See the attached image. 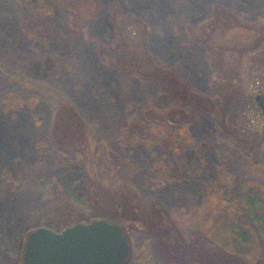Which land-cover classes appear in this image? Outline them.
I'll use <instances>...</instances> for the list:
<instances>
[{"label":"rangeland","instance_id":"374dc122","mask_svg":"<svg viewBox=\"0 0 264 264\" xmlns=\"http://www.w3.org/2000/svg\"><path fill=\"white\" fill-rule=\"evenodd\" d=\"M215 4L230 9L249 27L228 29L210 44L223 46V65L234 70L233 85L242 95L234 117L196 112L191 124L193 143L178 157L170 142L158 137L151 146L110 147L121 163L105 177L98 165L58 153L49 145L52 108L46 97L27 108L6 110L2 104L19 77L24 83L35 82L36 87L44 83L66 96L87 120L94 146L108 145V135L130 123V115L139 110L165 116L166 109L175 106L169 105L157 86L128 79L105 62L119 37L129 33L126 27L134 23L130 17L153 30L148 43L152 57L165 63L194 94L219 105L220 101L210 98L218 78L208 51L187 40L188 32L209 18ZM261 19L264 0H0V264L23 259L30 219L49 205L68 202L82 214L92 215L93 177L108 193L106 203L115 190L127 187L132 195L143 197L137 201L145 214L128 215L140 224L129 223L124 229L131 247L125 264H139L143 247L148 248L143 264H235L176 221L185 208L203 204L209 188L243 200L239 185L249 177L246 163L253 156L256 139H264L263 104L255 108L252 100L262 91L255 83L259 79L253 78L261 67L244 53L254 47L253 28ZM132 41L142 44V36ZM100 48L106 50L104 58L98 55ZM48 55L53 63L47 61ZM162 164L172 179L154 173ZM161 208L163 216L158 213ZM69 219L72 222L75 217ZM56 222L62 227L61 218Z\"/></svg>","mask_w":264,"mask_h":264},{"label":"trees","instance_id":"16d2710c","mask_svg":"<svg viewBox=\"0 0 264 264\" xmlns=\"http://www.w3.org/2000/svg\"><path fill=\"white\" fill-rule=\"evenodd\" d=\"M65 4L69 5L68 2ZM210 14L209 18L197 29L188 32L187 40L192 44L204 46L208 51L211 67L218 78H215L217 84H215L214 92L210 98L220 101L219 105H215L212 100L194 94L190 86L183 82L165 63L152 57L149 53L148 43L149 37L153 35V30L149 29L145 23L141 24L138 20L130 17L129 21L134 23H129L126 27V31L129 33L119 37L116 44L111 47L112 56L105 62L128 79L157 86L160 94L169 101V105H174L176 109H174L175 107L166 109L165 116L152 110L144 112L139 110L136 114L132 113L129 117L130 123H125L108 135V139H106L108 145L94 146V138L87 120L81 116L66 96L48 88L44 83L36 87L35 82L24 83L19 77L15 81L16 88L8 91L2 104L6 110L27 108L36 105L40 99L46 97L52 108L49 145L58 153H70L77 160L98 165L100 173L105 177L110 171L115 172L121 163L110 147L124 148L133 145L146 147L153 145L155 139L161 138L170 142L174 155L178 157L189 150L193 143L191 124L196 112H220L234 117L237 112L238 96L241 98L242 95L239 91L237 95L235 85H233L234 70L227 69L226 65H223L222 56L225 52L222 49L223 46L213 47L210 44L214 37H223L228 29H238L239 27L248 29L249 27H245L238 16L220 4L213 5ZM253 30L256 32V38L253 41L255 45L245 49L244 53L252 58L251 60H256L259 63L261 70L257 71L255 76L253 72L251 75L254 76L253 78L259 79L255 83L260 85L263 91L264 48L260 50V47L264 44V19L259 20ZM24 31L29 38H32V32L28 28H25ZM136 36H142V44H134L132 40ZM33 46L38 48L35 43ZM105 52L106 50L100 48L98 55L104 58ZM51 56L48 55L47 61L53 63L54 60ZM65 64L67 65V63ZM55 66L56 63L51 64L50 68ZM224 66L226 70H223ZM225 74H227L226 77H224ZM7 75L10 78V75ZM38 82L41 84L40 81ZM163 124L168 126V129ZM255 143L257 145L254 148L253 156L252 158L250 156L246 163V172L249 177H244L239 185L242 201L228 198L221 190L209 188L205 202L198 207L185 208L178 214L176 221L182 229L189 228L196 231L199 237L232 258L235 264H264V139H256ZM154 173L163 176L165 180L173 178L170 176L168 167L163 164ZM244 175L246 174L244 173ZM90 184L92 189L89 191V202L94 206L92 215L82 214L71 203L58 202L33 214L34 217L30 219L29 223L32 228L29 232L37 228L61 232L75 224L107 220L111 217V221H107L119 225L125 235L124 229L127 224L133 223L132 225L135 226L140 224L139 220L128 217V215L145 214L137 201L138 198L139 200L143 199L142 196L134 195V193L132 195L127 187L122 192L115 190L113 197L111 195L110 202L106 203L104 201L108 198V193L102 189L100 182L93 177ZM99 190H101L100 195H98ZM161 210L158 211L159 215L166 214L163 208ZM72 216L75 217V220L71 222L69 217ZM58 218L62 219L60 228L56 222ZM142 249L148 250L147 247ZM17 264H23L22 260H18Z\"/></svg>","mask_w":264,"mask_h":264},{"label":"water","instance_id":"95a60500","mask_svg":"<svg viewBox=\"0 0 264 264\" xmlns=\"http://www.w3.org/2000/svg\"><path fill=\"white\" fill-rule=\"evenodd\" d=\"M130 246L119 225L107 220L75 224L61 232L31 231L24 242L23 264H123Z\"/></svg>","mask_w":264,"mask_h":264},{"label":"flooded vegetation","instance_id":"af4514ba","mask_svg":"<svg viewBox=\"0 0 264 264\" xmlns=\"http://www.w3.org/2000/svg\"><path fill=\"white\" fill-rule=\"evenodd\" d=\"M253 101H254V107L255 108H258V106H259V103H261L262 102V104H263V109H262V111H263V113H264V90L262 91V92H259V93H257V94H255L254 96H253V99H252ZM258 105V106H257ZM126 238V237H125ZM128 241V240H127ZM128 244H129V246H130V243H129V241H128ZM143 250V252L141 253V257L138 259V262L137 263H139V264H143V262L142 261H144V259H145V257L143 256L144 254L146 255V253H145V250L144 249H142ZM130 255H131V247H130V253H129V257H128V259L130 258ZM127 259V260H128ZM127 260L123 263V264H125L126 262H127Z\"/></svg>","mask_w":264,"mask_h":264}]
</instances>
